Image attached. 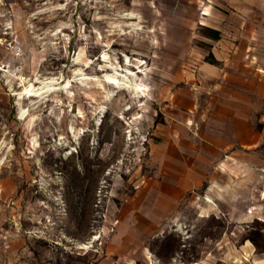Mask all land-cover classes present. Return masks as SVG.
<instances>
[{"label": "rangeland", "instance_id": "374dc122", "mask_svg": "<svg viewBox=\"0 0 264 264\" xmlns=\"http://www.w3.org/2000/svg\"><path fill=\"white\" fill-rule=\"evenodd\" d=\"M0 264H264V0H0Z\"/></svg>", "mask_w": 264, "mask_h": 264}, {"label": "bare ground", "instance_id": "6f19581e", "mask_svg": "<svg viewBox=\"0 0 264 264\" xmlns=\"http://www.w3.org/2000/svg\"><path fill=\"white\" fill-rule=\"evenodd\" d=\"M106 81L111 82V83L115 84L116 86L118 85V84H116L118 81L115 80V79H113L112 77L107 78ZM121 84H122V83H121ZM134 90H137V92H141L142 95L145 94V91H143V90H144V87H142V86L139 85V84H135V86H134ZM31 91H32V89H31L30 87H27V88H26V92H27V93L35 94L34 92H31Z\"/></svg>", "mask_w": 264, "mask_h": 264}]
</instances>
